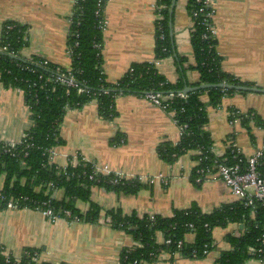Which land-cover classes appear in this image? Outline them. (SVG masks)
Listing matches in <instances>:
<instances>
[{"label":"crops","instance_id":"1","mask_svg":"<svg viewBox=\"0 0 264 264\" xmlns=\"http://www.w3.org/2000/svg\"><path fill=\"white\" fill-rule=\"evenodd\" d=\"M187 0H173L169 34L174 54L157 59L156 68L171 83L183 78L190 84L199 80L190 38L193 20L186 8ZM76 0H0V34L5 22L25 27L27 45L20 52L48 60L60 67L70 65L66 40ZM156 0H106L102 28V70L105 78L119 79L132 63L154 60ZM212 24L215 49L220 68L237 80L264 88V0H213ZM175 55L185 57L184 72L178 68ZM191 87V86H190ZM117 112L112 120L102 118L95 101L81 108L66 110L59 135L62 144L54 147L52 162L62 166L78 158L91 162L98 173L121 174L127 179L140 178L144 187L135 194H119L93 187L91 201L100 208L97 221L73 222L64 218L51 220L32 208H0V246L14 258L23 249H37L36 260L45 264H118L119 253L134 244L132 237L107 222L104 212L119 208L124 214H158L171 216L177 209L195 204L201 212L210 213L236 200L228 186L216 175L203 179L197 186L191 181L195 152H187L167 163L160 159L161 142L177 143L179 127L164 109L144 96H115ZM207 102V96L202 95ZM230 109L249 119V113L260 117L233 122ZM205 130L213 141L214 156L226 157L228 145L235 141L244 155L250 154L264 140V93H232L224 96L217 107L206 106ZM248 114V116L246 115ZM31 125L30 113L22 94L0 84V142H18ZM118 136L119 143L112 140ZM164 178L167 183L156 179ZM160 178V179H161ZM2 182V180H1ZM62 197V191L54 193ZM85 212L87 202H76ZM242 227L228 223L212 229L213 249L203 258L182 257L161 252L146 264H214L222 250L231 248L226 236H239ZM193 239L191 234L186 240ZM158 242L162 236L157 235ZM245 264H260L250 259Z\"/></svg>","mask_w":264,"mask_h":264},{"label":"trees","instance_id":"2","mask_svg":"<svg viewBox=\"0 0 264 264\" xmlns=\"http://www.w3.org/2000/svg\"><path fill=\"white\" fill-rule=\"evenodd\" d=\"M105 2L106 0L102 9ZM96 3L97 0H77L75 3L66 40V48L71 51L70 65L61 67L62 73L70 72L73 75L78 87H82L83 91L78 92V87L46 81V77L50 75L46 69L34 67L35 71L29 72L23 68V65L27 64L24 61L0 53L1 85L23 90V99L29 107L31 120V125L20 143L10 147V151L0 150V182L2 180L3 193L7 198L26 196L40 204L46 202L59 217H64V210H70L80 220L89 223L97 221L101 213L100 208L90 198L93 187L127 195L137 193L144 185L137 179L108 183L114 174L104 176L93 173L94 166L91 162L79 161L75 167L67 165L66 168L50 162L49 151L62 144L59 131L66 110L81 108L86 103L95 101L98 114L113 121L117 114L114 107L115 96L160 93L163 103H168L166 111L174 112L173 118L176 124L182 127V132L177 143L161 142L157 147V154L163 161L171 163L187 152H195L194 159L202 160L194 167L191 181L198 186L202 181H195V169L212 168L216 158L211 151L213 141L205 130L209 121L206 106L217 107L224 96L237 91L210 87L188 92L184 98L177 96V93L182 92L185 87L199 84L225 82L253 85L251 82L237 80L221 70L220 57L214 45L216 38L208 35L203 37L207 31L205 25L200 24L203 18L201 14L194 18L190 38L196 61L195 69L199 73L198 82L190 84L180 78L171 83L158 72L154 61L174 54L169 34L173 0H156L155 13L158 18L155 21L154 60L132 63L119 79L108 81L102 70L101 57L102 28L99 27V21L103 18V12L100 15L95 14ZM197 6L195 0L186 1L190 16ZM25 30L24 26L14 22H5L0 34V47L6 46L7 50L21 55L20 50L27 45ZM175 57L183 74V62L186 59L179 55ZM30 58L35 61L42 60L36 56ZM49 67L55 68L56 64L49 62ZM40 74L41 79L38 78ZM33 82L35 85H31ZM169 93L174 96L165 98ZM202 95L207 96V102L202 101ZM229 111L230 118L234 117V111ZM249 117L255 125L261 124L259 116L252 114ZM249 119L243 117L240 120L246 124ZM117 138L118 136L112 141L119 143ZM2 144L3 142H0V145ZM226 158V162H231L228 152ZM57 190L62 191L61 198L54 196ZM78 201L89 203V208L81 212L76 205ZM23 205L33 206L30 202ZM252 210L255 213L253 216ZM104 214L113 228L128 233L134 241L132 246L122 248L118 264L150 263L155 261L161 252L203 258L213 249L212 229L228 223L240 224L242 232L239 236H226L231 248L220 251L214 264H245L250 259H262L264 264V205L259 202H255L253 206L234 202L210 213H203L192 204L188 208L175 210L167 217L158 214L140 216L134 212L124 214L119 208L106 210ZM158 234L162 236L161 242L157 240ZM187 234L192 235L191 242L186 240ZM166 239H169L170 243L165 244ZM178 241L182 242L180 248L177 246ZM23 250L17 263L12 255L6 260L0 249V264H45L32 260L33 254H37V249Z\"/></svg>","mask_w":264,"mask_h":264},{"label":"built area","instance_id":"3","mask_svg":"<svg viewBox=\"0 0 264 264\" xmlns=\"http://www.w3.org/2000/svg\"><path fill=\"white\" fill-rule=\"evenodd\" d=\"M198 6L192 11L191 17L194 24V18L198 17L199 14L203 16L202 20L200 21V24L205 25V29L207 31V34H204L203 37L206 38V35L215 37V30L212 24V17L214 13L213 9V0H195ZM77 2V0H76ZM75 2V3H76ZM104 0H97L96 3V15H100L101 12H103L102 5ZM106 20L102 18L99 21V27L104 28L106 26ZM77 44V43H75ZM6 46L0 47V53L5 54L12 58H18L19 60L24 61L25 65H23V68L28 70L29 72H34V67H39L46 69L50 72V75L46 77V81L49 82H57L61 84H65L66 86H72V87H78L77 83L74 80L73 75L70 72H67V74L62 73L61 67L56 65L55 68L49 67V61L46 59H42L41 61H35L31 58H26L22 55H18L14 53L13 51L7 50ZM68 56L70 57L71 51L69 49L66 50ZM155 65L157 63V60L154 61ZM38 78L41 79L42 75H38ZM1 84V82H0ZM31 85H35V82H33ZM21 94L23 95V90L20 88H16ZM84 89L82 87H78V92L83 91ZM174 96L173 93H169L166 95L165 98L170 99ZM177 96H180L181 98H184L186 95L180 93H177ZM145 98L148 99L149 102H151L153 105H156L166 111V108L168 106V103H163L162 101V95L158 92H145L144 95ZM24 98V97H23ZM27 106V105H26ZM28 110L29 107L27 106ZM167 112V111H166ZM172 118L174 116L173 111L168 112ZM235 114V118L232 119L231 122L235 120H240L243 117H245L242 114H239L237 112H233ZM248 116V114H246ZM252 115V114H249ZM175 121V119L173 118ZM176 123V121H175ZM179 127V126H178ZM185 127V125L183 126ZM182 127H179V133L181 135ZM24 137V134L22 138ZM21 138V139H22ZM20 139V140H21ZM20 140L18 142H3L2 145H0L1 152H7L10 151V147L13 148L16 144L20 143ZM53 151L52 149L49 151V161L52 162L53 158ZM228 155L231 158V162H226V157H217L214 159L213 167L212 168H203L199 167L196 168V182H200L203 179H208L212 175H216L218 178H220L230 189L232 195L235 198V202H241V204L244 205H251L253 206L255 202H259L264 205V140L262 141L261 145L257 146L250 154L244 155L240 149V147L237 145V143L233 140L230 141L228 145ZM202 158H199L196 160V166L201 162ZM80 160L78 158H73L71 160H68V162L65 165H62V168H66L67 165H71L72 167H75ZM53 163V162H52ZM93 173H98L96 169L93 170ZM104 176L110 175V173H100ZM90 178H92V175H90ZM159 176L158 178H149L148 182L153 183L156 179H159L162 181V183H167L164 178H161ZM132 180L127 179L121 174H114V177L109 179L108 183H117L120 180ZM140 181V178H135ZM30 202L32 203V207L28 205H23V203ZM45 206V207H44ZM0 208L4 209H13V208H32L34 210L39 211L43 216L54 220L56 218H64L73 222H79L81 221L80 218L77 215H73L70 210H64L63 214L64 217H59L56 215L53 210L47 206L46 202H42L41 204L39 202H36L34 200H29L26 196H18L13 198H7L6 195L2 191V186L0 182ZM251 215H255L254 210L251 211ZM206 226V225H205ZM264 239V235H263ZM170 243L169 239H166L165 244ZM182 242L178 241L177 246L180 248ZM0 249L2 253L5 255L6 260H8L9 254L4 251V249L0 246ZM251 250V249H250ZM260 251V250H259ZM195 252L193 251V254ZM21 257L14 258L15 262H19ZM36 254H33L32 260H36ZM260 264H263V260H258Z\"/></svg>","mask_w":264,"mask_h":264},{"label":"water","instance_id":"4","mask_svg":"<svg viewBox=\"0 0 264 264\" xmlns=\"http://www.w3.org/2000/svg\"><path fill=\"white\" fill-rule=\"evenodd\" d=\"M221 88V89H227V90H234L237 92L244 91V92H259L264 93V88L258 87V86H248V85H241V84H230L225 82H220L216 84H199L197 86L192 87H185L182 90V94H188V92L191 91H197L199 89H206V88Z\"/></svg>","mask_w":264,"mask_h":264}]
</instances>
